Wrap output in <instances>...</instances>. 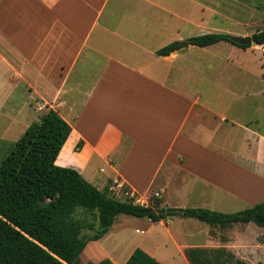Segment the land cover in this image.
<instances>
[{"label":"crops","instance_id":"0c3cea01","mask_svg":"<svg viewBox=\"0 0 264 264\" xmlns=\"http://www.w3.org/2000/svg\"><path fill=\"white\" fill-rule=\"evenodd\" d=\"M221 4L0 0V164L30 125L52 109L72 128L55 164L77 170L100 191L129 194L143 206L159 194L161 208L224 214L264 201V113L255 90L244 88L242 96L202 90L221 86L209 73L234 64L239 53L264 47L220 42L157 54L191 37L231 35L209 24V13L220 14ZM248 135L255 140L245 139ZM176 218L181 217L157 222L168 227L173 252L130 241V249L112 246L92 254L95 264L104 259L126 264L137 248L161 264H190L186 252L196 248L225 249L250 264L255 238L237 236L245 228L261 234L264 246V231L254 223L227 228L205 223L210 227L180 241L171 228ZM199 229L214 235L202 240Z\"/></svg>","mask_w":264,"mask_h":264},{"label":"trees","instance_id":"16d2710c","mask_svg":"<svg viewBox=\"0 0 264 264\" xmlns=\"http://www.w3.org/2000/svg\"><path fill=\"white\" fill-rule=\"evenodd\" d=\"M252 40L264 47V29L255 32ZM220 42L250 48L233 41L231 35L209 33L174 42L157 54L169 56L189 46L205 48ZM71 131V126L50 109L30 125L1 162L0 264H81L87 245L105 237L120 215L154 223L174 217L194 218L221 228L254 223L264 231V203L224 214L202 208H161L160 200L143 206L134 198L121 201L108 189L100 191L77 170L55 164ZM79 209L83 215L77 218ZM86 229L92 234L85 235ZM186 254L190 264H247L225 249L196 248ZM98 264L113 263L104 259ZM126 264L161 263L137 248Z\"/></svg>","mask_w":264,"mask_h":264},{"label":"rangeland","instance_id":"374dc122","mask_svg":"<svg viewBox=\"0 0 264 264\" xmlns=\"http://www.w3.org/2000/svg\"><path fill=\"white\" fill-rule=\"evenodd\" d=\"M209 1L223 3L221 4L220 8L217 9V12L219 11L220 14L214 13L213 16H210L209 13V24H214L217 26L216 29L215 27L214 29H211L212 31L225 32L233 36L244 37V35L251 36L258 30L264 29V0ZM210 3L209 6H213L214 9L218 8L217 4ZM254 49L255 52L248 51L247 53H239V57H236L235 60L233 58L232 63L234 64L230 65L229 67L223 66L220 67L216 73H209V78L215 79L216 82H219L221 86L216 89L209 88L210 90L203 88V91H207V93L203 92V94H210V91L212 90L214 94L218 93L225 95L226 93H224V91L230 90L236 95L242 96L246 91L244 88L250 87V92L255 90L257 107L259 109H263L264 113V82L261 78L262 75H264V48H261L260 50L257 48ZM257 50L263 52H258ZM243 65L247 66L249 70L247 71V69L243 68ZM226 83L228 84V87H231L230 89L224 86ZM262 125L264 128L263 123ZM239 136L244 137V135L240 133L238 137ZM246 138L250 142L255 140L251 135H248L245 137V139ZM113 196L121 201H125L130 198L128 194H120L119 197L117 195ZM156 200H160V198L156 195H153L149 203L154 204ZM139 201L143 200L139 199ZM260 203H264V201ZM81 215H83V211L79 209L77 218H79ZM169 223H171V220L168 221V224ZM201 226L210 227L194 218H176L172 223L171 228L177 239L181 241L184 239V234L191 233L193 230H196ZM116 227L119 229V231L115 234L114 231ZM255 227L260 229L256 225ZM167 228L168 227L163 226L161 223L150 224L147 219H138L126 215H120L117 217L109 235H107L100 243L90 242L87 245V250L85 248L80 256V262L81 264H87L89 262L95 263L98 260V257L94 258L92 254H102L103 252L106 253L105 249L112 246L115 247L116 250H123L125 247H128L130 241L139 240L146 241V243L149 245L154 246L156 250L159 249L164 253H171L173 252L174 245L170 240V235ZM136 229H140L139 232H136ZM198 233L202 240L206 237L209 238L210 235H214L213 232L210 233V229H199ZM84 234L91 235L92 232L89 229H86ZM237 236L247 242H251L255 238L253 262L250 264H264V246L261 245V234L258 232L256 233L254 228H245L243 231L238 232ZM239 246L242 249L247 248L246 244L242 245L241 243ZM129 249L127 251H129Z\"/></svg>","mask_w":264,"mask_h":264},{"label":"water","instance_id":"95a60500","mask_svg":"<svg viewBox=\"0 0 264 264\" xmlns=\"http://www.w3.org/2000/svg\"><path fill=\"white\" fill-rule=\"evenodd\" d=\"M233 41H235L238 44H242V45L249 46V47L256 46L254 44L251 36H247V37H244V38L233 37Z\"/></svg>","mask_w":264,"mask_h":264},{"label":"built area","instance_id":"2783aa9c","mask_svg":"<svg viewBox=\"0 0 264 264\" xmlns=\"http://www.w3.org/2000/svg\"><path fill=\"white\" fill-rule=\"evenodd\" d=\"M129 195V194H128ZM157 197H159V194H156Z\"/></svg>","mask_w":264,"mask_h":264}]
</instances>
